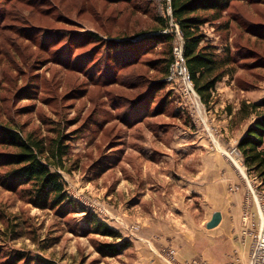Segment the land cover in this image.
<instances>
[{"label":"rangeland","instance_id":"1","mask_svg":"<svg viewBox=\"0 0 264 264\" xmlns=\"http://www.w3.org/2000/svg\"><path fill=\"white\" fill-rule=\"evenodd\" d=\"M201 30L229 56L209 105L175 54L184 37L170 0H0V125L65 145L52 168L73 199L40 207L28 183L5 187L19 149L0 128V264H150L159 230L189 232L212 179L227 202L243 186V214L264 216L238 147L255 114L235 117L264 99V0H232ZM170 244L159 256L184 264Z\"/></svg>","mask_w":264,"mask_h":264},{"label":"trees","instance_id":"2","mask_svg":"<svg viewBox=\"0 0 264 264\" xmlns=\"http://www.w3.org/2000/svg\"><path fill=\"white\" fill-rule=\"evenodd\" d=\"M232 0H170L172 16L177 21L184 37V59L197 92L206 104L213 101L216 84L226 74L229 64L227 56L223 58L217 52V46L205 40L201 26L206 22L218 19L230 7ZM210 14H206V13ZM168 26L165 20H160ZM159 41L171 40L168 33L156 36ZM169 70V69H168ZM167 70V71H168ZM264 99L261 102L244 101L235 117L246 119L255 114L253 121L247 126L238 142L243 156V162L249 175L259 180L264 187ZM3 128L2 140L19 149L10 155L11 163L18 165L14 168L9 180L4 182L8 189L17 190L21 184H10L12 181L28 183L32 190L31 201L40 207L50 205L58 208L73 204L66 182L59 171L53 166L64 167L63 157L67 154L65 145L60 140L46 143L32 135L23 136L20 131L0 125ZM87 220L94 229L106 235L117 237L118 234L96 214L86 209ZM110 249L119 250L110 244Z\"/></svg>","mask_w":264,"mask_h":264},{"label":"crops","instance_id":"3","mask_svg":"<svg viewBox=\"0 0 264 264\" xmlns=\"http://www.w3.org/2000/svg\"><path fill=\"white\" fill-rule=\"evenodd\" d=\"M202 185L205 189L203 209L190 214L189 232L159 230L157 245L153 243L152 251L156 259L150 264H170L159 255L165 243L169 246L174 242L178 257L184 261L197 259L201 264H249L257 229L264 225V216L259 214L256 218L252 212L247 216L243 214V186L227 202L226 184L212 179ZM246 208L249 209V205ZM217 212H221L222 219L217 226L209 228L207 224Z\"/></svg>","mask_w":264,"mask_h":264},{"label":"built area","instance_id":"4","mask_svg":"<svg viewBox=\"0 0 264 264\" xmlns=\"http://www.w3.org/2000/svg\"><path fill=\"white\" fill-rule=\"evenodd\" d=\"M175 54L177 56V59H179V60L181 59V60L185 61V59H184V42L179 43L177 45V47H175ZM188 78L190 79V81L193 82V80L190 76V73H188ZM173 252H174L173 250H170L171 254H173ZM184 264H201V262L197 259H193V261L188 260V261L184 262ZM249 264H264V228H261L255 236L254 244H253L252 249H251Z\"/></svg>","mask_w":264,"mask_h":264},{"label":"water","instance_id":"5","mask_svg":"<svg viewBox=\"0 0 264 264\" xmlns=\"http://www.w3.org/2000/svg\"><path fill=\"white\" fill-rule=\"evenodd\" d=\"M221 219H222L221 212H217V213H215L213 215L212 219L209 221V223L207 224V226L209 228H213V227L217 226L220 223Z\"/></svg>","mask_w":264,"mask_h":264},{"label":"bare ground","instance_id":"6","mask_svg":"<svg viewBox=\"0 0 264 264\" xmlns=\"http://www.w3.org/2000/svg\"><path fill=\"white\" fill-rule=\"evenodd\" d=\"M152 180V179H151ZM262 215H263V213H262ZM263 222H264V220H263ZM148 245V244H147ZM146 251H147V249H146ZM149 251H151V249L149 250Z\"/></svg>","mask_w":264,"mask_h":264}]
</instances>
